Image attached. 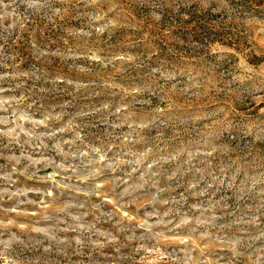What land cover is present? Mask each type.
Wrapping results in <instances>:
<instances>
[{
  "label": "clouds",
  "instance_id": "9594fccd",
  "mask_svg": "<svg viewBox=\"0 0 264 264\" xmlns=\"http://www.w3.org/2000/svg\"><path fill=\"white\" fill-rule=\"evenodd\" d=\"M264 0H0V264H264Z\"/></svg>",
  "mask_w": 264,
  "mask_h": 264
},
{
  "label": "rangeland",
  "instance_id": "374dc122",
  "mask_svg": "<svg viewBox=\"0 0 264 264\" xmlns=\"http://www.w3.org/2000/svg\"><path fill=\"white\" fill-rule=\"evenodd\" d=\"M261 42L264 43V40H262ZM260 107L264 108V103H261Z\"/></svg>",
  "mask_w": 264,
  "mask_h": 264
}]
</instances>
